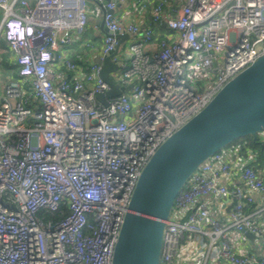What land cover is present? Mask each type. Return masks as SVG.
<instances>
[{
  "label": "built area",
  "instance_id": "1",
  "mask_svg": "<svg viewBox=\"0 0 264 264\" xmlns=\"http://www.w3.org/2000/svg\"><path fill=\"white\" fill-rule=\"evenodd\" d=\"M93 1L0 0V34L17 72L0 99V264H111L152 154L264 54V0H158L143 26L114 14L126 0ZM89 15L106 29L99 49L84 42ZM157 24L167 32L154 39ZM90 52L101 61L114 52L117 94L105 96L111 86ZM258 136L264 150V130ZM257 156L237 143L198 165L175 197L159 264H177L191 238L207 255L249 264L229 231L264 243V218L246 210L264 193ZM223 197L220 219L213 204ZM63 205L69 212L58 221L39 215Z\"/></svg>",
  "mask_w": 264,
  "mask_h": 264
},
{
  "label": "water",
  "instance_id": "2",
  "mask_svg": "<svg viewBox=\"0 0 264 264\" xmlns=\"http://www.w3.org/2000/svg\"><path fill=\"white\" fill-rule=\"evenodd\" d=\"M106 1V0H104ZM114 53V52H112ZM108 54L100 75L115 68ZM104 95L97 98L103 100ZM264 130V54L227 81L209 103L165 139L145 164L132 192L114 244L111 264H159L163 230L175 197L207 157L235 139L250 135L260 144ZM246 235H251L246 233Z\"/></svg>",
  "mask_w": 264,
  "mask_h": 264
},
{
  "label": "crops",
  "instance_id": "3",
  "mask_svg": "<svg viewBox=\"0 0 264 264\" xmlns=\"http://www.w3.org/2000/svg\"><path fill=\"white\" fill-rule=\"evenodd\" d=\"M30 3H33L34 0H29ZM157 2V0H148L146 3V7L143 9H139L135 4L134 0H126L125 2L119 3L118 6L114 10V14L118 17L121 22L133 21L138 23L140 26H143L146 22H149L151 19V8ZM172 2V1H171ZM94 1L88 0V5L93 6ZM1 19V12H0ZM166 31V29H165ZM167 32V31H166ZM106 33L105 27L102 25L100 18L94 17L93 15H89L88 24L86 30L84 32V42H90L95 44L96 47L101 46V38ZM133 39L129 37L128 40ZM83 46L76 45L74 49H78L80 51L83 50ZM8 50V49H7ZM5 52L0 49V53ZM96 53H89L88 56L95 60L97 58ZM92 55V56H91ZM4 58H0V63ZM13 59V53L11 51H7L6 63L10 65V61ZM4 61V60H3ZM4 86V85H3ZM3 93V91H2ZM0 95V99L2 96ZM258 140L260 144L258 148L262 151L261 141L258 136ZM243 143L246 144L245 140L239 142L238 144ZM247 145V144H246ZM256 149V148H255ZM254 149V150H255ZM257 150V149H256ZM258 151V150H257ZM256 151V152H257ZM258 154V153H257ZM254 167L259 170V172L264 177V160L262 163L261 158L257 156L256 161L254 163ZM230 200L226 197L218 199L213 204V210L215 216L222 219L225 218V214L229 208ZM246 210L255 211L257 217L260 219L264 218V193L255 196V201L246 206ZM230 240L233 244V247L236 252L243 253L248 256L249 264H258L259 257L263 252V240L255 235H246V233H237L232 230L229 231ZM183 245L188 250V253L182 255L180 259H177V264H230L225 259L221 258L216 253H210L207 255L208 250L206 247L198 246V241L195 238H191L190 240L183 241ZM213 254V255H211ZM215 254V255H214Z\"/></svg>",
  "mask_w": 264,
  "mask_h": 264
},
{
  "label": "trees",
  "instance_id": "4",
  "mask_svg": "<svg viewBox=\"0 0 264 264\" xmlns=\"http://www.w3.org/2000/svg\"><path fill=\"white\" fill-rule=\"evenodd\" d=\"M158 1V0H157ZM166 35V31H165V28L163 26V24L161 25H155V34H154V39H158V38H163L165 37ZM2 48V50H4L5 52L2 53V58H4L3 60V64H5L6 66H10L9 64L6 63V56H7V47L4 43L3 40H0V49ZM79 54H81L82 52L80 50H77ZM10 67H13V66H10ZM13 70H14V73H13V78H17V72H16V68L15 66L13 67ZM243 140H245L246 144L248 147H251L252 149H255L258 153V157L261 158L262 160V163H263V160H264V150L260 148H258V145H256L252 140H251V136L250 135H246V136H243V137H240L238 139H235L234 141H232L230 144L228 145H233V144H237L239 142H242ZM227 145V146H228ZM243 151V150H242ZM68 208L67 206L63 205L61 206L60 210L57 211V212H54V213H48V212H40V216H42L44 219H52L53 221H58L59 219L63 218L65 215L68 214Z\"/></svg>",
  "mask_w": 264,
  "mask_h": 264
},
{
  "label": "rangeland",
  "instance_id": "5",
  "mask_svg": "<svg viewBox=\"0 0 264 264\" xmlns=\"http://www.w3.org/2000/svg\"><path fill=\"white\" fill-rule=\"evenodd\" d=\"M0 40H2L1 34H0ZM2 53L3 52L0 53V58L2 57V55H1ZM2 62H3V60L1 61L2 70L0 71V95L3 91V85L5 84V82L8 81V79L13 78V73H14V70H13L14 66L13 67H10L12 65L6 66Z\"/></svg>",
  "mask_w": 264,
  "mask_h": 264
}]
</instances>
